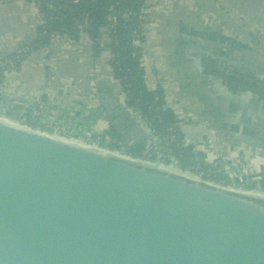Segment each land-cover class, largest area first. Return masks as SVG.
I'll list each match as a JSON object with an SVG mask.
<instances>
[{"label": "water", "instance_id": "95a60500", "mask_svg": "<svg viewBox=\"0 0 264 264\" xmlns=\"http://www.w3.org/2000/svg\"><path fill=\"white\" fill-rule=\"evenodd\" d=\"M34 1L51 9L72 0ZM219 4L218 13L211 2L204 17L181 18L174 31L162 25L154 55L179 106L198 110L210 139L255 176L248 167L264 150V10ZM85 92L130 147L149 132L110 79L88 81ZM0 264H264V190L0 116Z\"/></svg>", "mask_w": 264, "mask_h": 264}, {"label": "crops", "instance_id": "0c3cea01", "mask_svg": "<svg viewBox=\"0 0 264 264\" xmlns=\"http://www.w3.org/2000/svg\"><path fill=\"white\" fill-rule=\"evenodd\" d=\"M208 1L214 4L217 13L220 12L219 0ZM197 5L199 3L193 0H163L162 3L155 1L143 5L141 12L148 18V26L157 34L158 41L164 17L176 11L175 14L184 11V18L188 19L192 16L199 19L202 13L204 17L205 11L198 9ZM259 5L264 6V0H260ZM159 13L163 19L154 17ZM43 22L37 2L0 0V57L9 55L24 41L31 42ZM90 43L87 33L82 32L77 41L69 40L67 44L63 38L57 37L44 51L32 52L18 69L4 74L5 80L0 84V106L6 105L5 108L8 107L15 117L34 123V127H49L47 131L50 132L63 129L64 133L69 131V136L81 137L87 127L105 131L109 123L97 98L85 92V85L88 81L93 84L97 78L113 79L106 61L108 51L102 50L94 58ZM44 67H48L51 77L44 76ZM40 102L44 103L43 108L39 106ZM207 142L215 144L210 138ZM210 154L208 158L212 156Z\"/></svg>", "mask_w": 264, "mask_h": 264}, {"label": "trees", "instance_id": "16d2710c", "mask_svg": "<svg viewBox=\"0 0 264 264\" xmlns=\"http://www.w3.org/2000/svg\"><path fill=\"white\" fill-rule=\"evenodd\" d=\"M28 1L31 3L34 0ZM147 1L149 0H72L54 4L51 9H48L44 2L34 1L38 3L39 12L44 17V25L38 27L37 31L45 29L47 33H54L56 36L66 35L74 41H77L80 34L85 32L91 42L90 50L94 58L98 57L102 50L108 51L109 55L115 53L116 59L113 58L108 63L112 67L113 79L120 83V98L123 99L125 107L139 110L144 121L148 123V130L154 136L166 141L181 166L186 167L195 163V157L191 153L192 147L184 144L183 134L175 126L174 114L164 108L166 98L163 90L159 86L144 82L143 73L145 72L140 67L139 55L133 54L134 51H137L133 38L140 26V21H138L140 11ZM197 1L199 3L197 7L202 11L211 6V2L208 0ZM244 1L254 5H259L260 2V0H238L239 3ZM176 12L164 17V29L174 31L176 23L186 14L184 11H179L175 15ZM112 16H115V21H111ZM201 17H203V13ZM193 18L195 19L194 16ZM101 29H109L110 34L103 36ZM138 40L143 42V36L138 34ZM50 41V39H40L34 43L28 42V46L31 52H41ZM22 60L14 61L12 67L0 69V84L5 80L4 74L8 70L18 69ZM43 72L45 77L52 76L48 67H44ZM179 98L181 102L188 100V96L185 94H180ZM29 125L36 126L31 122ZM43 127L50 130L49 127ZM168 128L173 130V137H169ZM106 134L112 141L111 147L118 149L120 144H123L124 135L119 134L112 127L108 128ZM127 151L134 156L146 155L144 146L138 143L127 147ZM229 157L231 158L230 163L234 167L232 168L234 174L241 175L242 171L238 169L241 159L238 160L235 154H230ZM199 164L202 168L209 167L208 161L204 158ZM252 166L253 171L255 168L261 170L264 168V150L260 152L258 160L253 162ZM250 179L256 187H259V182L263 177L257 178L255 175Z\"/></svg>", "mask_w": 264, "mask_h": 264}, {"label": "built area", "instance_id": "2783aa9c", "mask_svg": "<svg viewBox=\"0 0 264 264\" xmlns=\"http://www.w3.org/2000/svg\"><path fill=\"white\" fill-rule=\"evenodd\" d=\"M158 2V3H162L163 0H149V3L151 5V3L153 2ZM145 5V3H144ZM208 16H206L207 18ZM111 21H115V16L111 17ZM139 22V29H137V31L135 32V37L133 38V42H134V46L136 47L137 51H134L133 54L134 55H139V59H140V64L142 69L144 70V74H143V79L144 82H147L148 84L151 83V85H155V86H160L159 84L156 85L157 83L153 84V80H155V76H157V79L161 80V76L159 74H162L163 76V69L161 68V66H159V62L156 64H152V67L149 68L148 71H146V67H147V62H146V57H150L152 60L154 61H159V59L153 55L154 53H157L158 50V45H157V40H156V36L157 34L152 31L149 26V20L146 16H143V13L140 11V17L138 19ZM150 24V23H149ZM44 24L42 23L39 27H42ZM140 30V31H138ZM101 33L103 34V36L106 34V36L108 34H110V30L109 29H101ZM138 34L143 36V42H140L138 40ZM63 38L64 42L68 44L69 40H72L71 38L67 37L66 35L63 36H56L54 33H47V31L45 29H41L39 32L36 30L35 34H34V39L31 41L32 43L40 40V39H56V38ZM74 41V40H72ZM153 41L154 42V46L153 49H151L149 47L150 42ZM30 43V42H29ZM29 44H22L18 47H16L12 53H10L9 55H5L0 57V69H5L8 66H13L14 65V61H18V60H25L32 52L30 51V47L28 46ZM116 54L114 53V55H109L106 56V61L108 63L109 59H116ZM155 58V59H154ZM22 60V61H23ZM156 67H158L156 69ZM108 69H109V65H108ZM9 71V70H8ZM164 77V76H163ZM168 83V81L166 82ZM168 85V89L166 90L164 89V94H165V98H166V103L164 108L167 110H170L173 114H175L177 116V119H181L182 120V116L184 115L185 117L188 115V111L186 112L184 109H181L179 107L178 101L175 97V91L176 90H172L171 87ZM164 87V85H161ZM162 89V88H161ZM163 90V89H162ZM39 106L41 108L44 107V103L40 102ZM6 105H1L0 106V116H3L7 119H10L12 121L15 122H19L22 123L23 120L19 119V117H15L12 113H10L9 108H5ZM179 109L180 112H177L176 110ZM130 110L133 112L135 118L138 119L137 122H139V124L141 125V127H144L146 131H148V123L144 121V119L142 118L140 111L134 108H130ZM21 121V122H20ZM175 126L179 129V131L183 134V139H184V144L185 145H189L191 142L196 141L197 143H200L197 140H193L191 138V134L190 133H186V131H182L179 127L180 125L175 122ZM25 124L27 126H30L27 123H22ZM89 128V127H87ZM63 129L58 130L60 132V134L64 133V131H62ZM88 131V132H87ZM104 131V129H103ZM167 131L170 133L169 137H173V130L171 128H168ZM50 132V131H48ZM69 132V131H68ZM50 133H54L55 135H58L57 130H54ZM97 133V134H96ZM104 132L101 131H95V129L93 127L88 129H85V134L81 137H75L74 138L78 141H82V142H86V140H88L87 138L88 135H92V138H90L92 141L91 143H94L96 145L102 146V147H109L112 148L114 150H116L115 148L106 145V144H100L98 139L99 137L103 134ZM62 137H67L65 134L64 135H59ZM98 136V137H97ZM71 137V135H70ZM69 138V137H68ZM145 142L142 144L144 147L148 148L145 157L150 159V160H155V161H159L161 163L166 162L167 164H170L172 166L175 167H182L179 160L176 158V156H174L169 148V145L166 141L161 140L160 138L154 136L150 131L147 132V135L145 137ZM87 143V142H86ZM203 145L204 150L206 151V154L204 156V159L208 161L209 163V167H205L202 168V166L199 164V162H195L192 165L183 167L185 169L194 171V172H199V173H203L209 176H213L215 178L218 179H222V180H226V181H230L242 186H246L252 189H260V188H264V186L261 184L259 185V187H256L255 183L251 182V177H253V175H248V173L245 174H241V175H235L233 172V165L230 163V157L228 156L229 153L226 152L225 148H220L219 146H217L216 144H210L209 142H207L206 139L203 140L202 143H200ZM128 146H130V144H127ZM126 146V145H125ZM124 147H120V150H123ZM192 153H196L198 151V149L196 147H192ZM218 151H222V154H219ZM210 152L212 153V156L208 158V156H210ZM227 153V154H226ZM210 154V155H209ZM248 168H252V167H248ZM240 178V179H238Z\"/></svg>", "mask_w": 264, "mask_h": 264}, {"label": "rangeland", "instance_id": "374dc122", "mask_svg": "<svg viewBox=\"0 0 264 264\" xmlns=\"http://www.w3.org/2000/svg\"><path fill=\"white\" fill-rule=\"evenodd\" d=\"M149 3V1H147V2H145V5H147ZM261 9L262 10H264V6H262L261 7ZM210 15V14H209ZM211 16V15H210ZM153 46H154V42L153 41H151L150 42V44H149V47L151 48V49H153ZM155 59V58H154ZM111 59H109V61H110ZM146 62H147V67H146V71H148L149 70V68L150 67H152V64H156V63H158L159 61H154V60H152L150 57H146ZM108 65H109V72H110V75H111V77H112V67L110 66V64L108 63ZM140 67H141V64H140ZM158 67H156V69H157ZM144 71V70H143ZM144 74V73H143ZM160 76H161V80H159V79H157V76H155V80H153V84L154 83H157V84H159L160 86V88H162L163 89V91H164V89H166V90H169L168 89V83H166L167 82V79L165 78V76H164V74H163V76H162V74H159ZM112 79H113V77H112ZM169 82V81H168ZM112 83H113V85L115 86V88H116V90H118L120 93H121V91H120V83H119V81L118 80H116V79H113V81H112ZM161 85H164V87L163 86H161ZM181 95H182V93H181ZM189 97V96H188ZM122 101H123V99H121ZM184 102H188V103H190L191 105L194 103L193 102V100H191L190 98L188 99V100H186V101H184ZM193 106H195V105H193ZM181 109H184V107L183 106H179ZM48 108H50V107H48ZM48 108H47V110H48ZM188 110H189V113H188V115L185 117L184 115L182 116L183 118H182V120L181 119H177V116L174 114V117H175V119H176V122L180 125V129L182 130V131H186V133H190L191 135V138L193 139V140H197V141H199L200 143H202L203 142V140L204 139H208V135H209V132H208V130L205 128V123H204V121L202 120V118L199 116V112H198V110H196L195 108H188ZM177 112H180V110L179 109H177L176 110ZM128 112L131 114V115H134L133 114V112L129 109L128 110ZM136 120L138 121V119L136 118ZM21 122V121H20ZM24 123H27V122H25V121H23ZM22 122V123H23ZM138 124H139V122H137ZM27 124H30V123H27ZM140 125V124H139ZM110 126H108L107 127V129L105 130V131H103V129H96L95 131H101V132H104L100 137H99V139H98V141H99V143L100 144H106V145H108L109 144V146H110V144H111V139L107 136V134H106V131L108 130V128H109ZM140 127H141V125H140ZM148 128V127H147ZM55 129V128H54ZM86 129H88L89 130V128H86ZM149 129V128H148ZM42 130H45V131H47L46 129H42ZM55 130H57V129H55ZM149 131V130H148ZM48 132V131H47ZM88 132V131H87ZM57 133H58V135H66L67 137H70L69 136V132H67V131H65V133H62V134H60V132L57 130ZM146 135H147V132L145 133V135H144V137L143 138H139V143L138 144H143L146 140H145V137H146ZM88 137L89 138H87L88 140H86V142L87 143H91V139L90 138H92V135H88ZM98 137V136H97ZM209 138H210V135H209ZM123 139V141H122V143L123 144H120V147H124L123 148V150H120V147L118 148V149H116L117 151H122V152H125V153H129L128 151H127V147H129L127 144H126V142H124V138H122ZM214 141V143L216 144V145H219L220 144V142H217V141H215V140H213ZM200 143H197L196 141H194V142H191L189 145L191 146V147H196L197 149H198V151L196 152V153H192V151H191V153H192V155L195 157V162H200V161H202L203 160V158H204V156H205V154H206V151L204 150V148H203V145L202 144H200ZM126 145V146H125ZM145 148V152H147V149L148 148H146V147H144ZM210 155V154H209ZM143 157H145V155L143 156ZM163 164H167L166 162H164ZM244 169H246V167H244ZM255 172H256V176H257V178H259V177H263V179L259 182V185H263L264 186V168L261 170V169H258V168H255ZM258 189V188H257ZM260 189H262V188H260ZM262 190H264V188L262 189Z\"/></svg>", "mask_w": 264, "mask_h": 264}, {"label": "flooded vegetation", "instance_id": "af4514ba", "mask_svg": "<svg viewBox=\"0 0 264 264\" xmlns=\"http://www.w3.org/2000/svg\"><path fill=\"white\" fill-rule=\"evenodd\" d=\"M221 148V147H220ZM222 148H224V147H222ZM257 154H260V152H258ZM239 169H240V167H239Z\"/></svg>", "mask_w": 264, "mask_h": 264}]
</instances>
